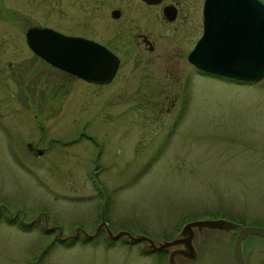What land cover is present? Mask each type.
Listing matches in <instances>:
<instances>
[{"label":"rangeland","instance_id":"rangeland-1","mask_svg":"<svg viewBox=\"0 0 264 264\" xmlns=\"http://www.w3.org/2000/svg\"><path fill=\"white\" fill-rule=\"evenodd\" d=\"M58 5L0 0V264H165L166 249L109 240L103 230L84 237L101 212L111 231L157 240L201 217L264 225V76L235 81L184 61L166 72L159 60H134L118 45L108 83L68 76L33 55L23 37L39 22L89 33L76 12L83 3L67 1L61 18ZM175 22L154 24L157 41L185 52L191 25ZM174 93V107L160 109ZM21 213L29 226L8 221ZM51 224L61 226L59 236L80 231L49 241L58 230ZM233 234L195 233V257L177 264H234ZM241 245L246 264H264L263 237L249 234Z\"/></svg>","mask_w":264,"mask_h":264},{"label":"water","instance_id":"water-1","mask_svg":"<svg viewBox=\"0 0 264 264\" xmlns=\"http://www.w3.org/2000/svg\"><path fill=\"white\" fill-rule=\"evenodd\" d=\"M155 3L159 0H145ZM116 15L117 12H113ZM166 19L174 17V8L164 5ZM25 42L38 56L51 65L89 82L111 79L118 58L100 43L77 35H67L51 27H28ZM187 60L201 71L237 81H256L264 76V3L260 0H203L202 30ZM41 153V149H36ZM45 226V225H44ZM56 225L49 226L48 228ZM60 240L74 237L59 236ZM102 228L106 239L123 237L128 242H143L147 250L166 249L165 264H177L179 258L193 259L196 255L192 238L200 239L203 231H235L232 239L234 264H246L241 243L249 234L264 237V226L242 224L224 217H203L184 221L176 236L170 239H151L144 234H131L126 230L111 231L103 219L91 233L80 231L84 237L95 236Z\"/></svg>","mask_w":264,"mask_h":264},{"label":"flooded vegetation","instance_id":"flooded-vegetation-1","mask_svg":"<svg viewBox=\"0 0 264 264\" xmlns=\"http://www.w3.org/2000/svg\"><path fill=\"white\" fill-rule=\"evenodd\" d=\"M46 1L49 3H59L57 8V15H55V17H60V13L64 12L62 9L67 1L70 3V5H73V3L76 2V0ZM198 1L199 0H159L155 3H148L145 0H78L79 3L84 4L83 7H79V10L76 11L82 16V19L79 22L82 24V28L88 30L89 33L83 34L82 30L64 31L63 29L55 28L51 24L39 22L38 24H31L29 26H26L23 32V37L28 27H51L59 32L68 35L83 36L85 38L97 41L117 56L118 63L119 60H121V54L114 45L121 46V51L126 50L128 53H130L129 55H131L134 60H142L141 62L145 63H153V61L155 60L154 62H156L157 65L160 61L161 66H163V69L166 72H172L173 67L177 66L178 61H184L188 66L193 68L196 73L204 74L203 71L195 68L194 65H192L187 60V53L198 38L202 29L203 0H200L199 2ZM130 2L132 3L131 7L129 6ZM168 4L171 5L172 8H174L175 13L172 19H166L162 13V7ZM156 6H158V12L154 9V7ZM113 12H117L116 15H114L115 13ZM63 15L67 14L63 13ZM193 19H195L194 22H192ZM177 20L181 21V23L188 21L189 27L191 25V27L193 26V30L197 29L198 31V33L196 32V34H193L190 27V36L193 40L191 41V44L185 52L182 44L173 46L171 42H158L157 38L161 37V33L154 30L155 23H158L162 26L171 25L173 28H177V24L175 22ZM170 38L172 39L174 38V36L171 34ZM166 43H169L170 46H168V44ZM31 53L39 58L42 62H44V64L52 66L32 51ZM149 53L153 54V56L150 57ZM117 67L113 76L116 73ZM60 71L68 76L74 77V75L66 71ZM109 81L100 83H108ZM166 96L167 93H165L162 98L166 99ZM176 97L177 94L174 93L171 96V100L169 101L168 106H165L164 100H162L160 109L165 108V111L171 110L174 107V100L176 99ZM180 109L181 108H179L178 110ZM26 144L31 153L36 152V149L32 147L29 142H27ZM42 151L43 150H41V152ZM10 217L11 219L8 218V221H16L21 227H27L30 225L29 221L23 220L22 213L20 214L19 218H16V214ZM43 225L44 224H42V228L45 227ZM54 225L57 226L58 224ZM58 226L61 228L60 225ZM101 230L103 229L99 228L97 234ZM53 240L59 241L60 239L53 234L49 238V241Z\"/></svg>","mask_w":264,"mask_h":264},{"label":"bare ground","instance_id":"bare-ground-1","mask_svg":"<svg viewBox=\"0 0 264 264\" xmlns=\"http://www.w3.org/2000/svg\"><path fill=\"white\" fill-rule=\"evenodd\" d=\"M45 61V60H44ZM94 83V82H93Z\"/></svg>","mask_w":264,"mask_h":264}]
</instances>
